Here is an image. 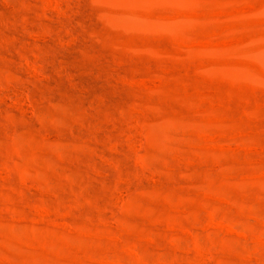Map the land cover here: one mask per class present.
I'll use <instances>...</instances> for the list:
<instances>
[{
  "label": "rangeland",
  "instance_id": "obj_1",
  "mask_svg": "<svg viewBox=\"0 0 264 264\" xmlns=\"http://www.w3.org/2000/svg\"><path fill=\"white\" fill-rule=\"evenodd\" d=\"M0 264H264V0H0Z\"/></svg>",
  "mask_w": 264,
  "mask_h": 264
}]
</instances>
